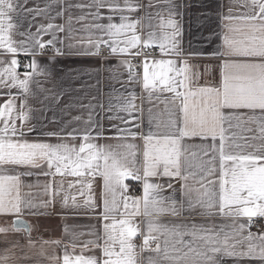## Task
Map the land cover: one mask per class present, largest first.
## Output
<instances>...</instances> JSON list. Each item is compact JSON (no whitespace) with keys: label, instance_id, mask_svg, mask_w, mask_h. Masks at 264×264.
<instances>
[{"label":"snow or ice","instance_id":"snow-or-ice-1","mask_svg":"<svg viewBox=\"0 0 264 264\" xmlns=\"http://www.w3.org/2000/svg\"><path fill=\"white\" fill-rule=\"evenodd\" d=\"M154 3L155 0H148L147 7H153ZM167 3L169 19L166 24L161 22L160 28L171 29V32H163L159 38L150 32L148 38L142 41L141 36L136 34L139 21L124 23L127 18L121 15L122 22L119 24L110 22L106 27L95 25L110 40L101 39L93 45L95 52L84 53L97 55L100 44L104 43L113 55L142 58V87L149 93V99L155 91L174 94L172 103L176 104L175 118L169 113L168 131L161 138L151 132L144 135L132 131L135 119L133 112L136 110L134 96L123 101L122 105H117L120 111L128 114L127 117H108L109 120L118 119L125 125L113 126L115 136H103V131L97 130L99 125L93 127L91 117L83 132L73 129L65 135L49 133V136H56L60 140L79 139L81 142L78 145L28 142L24 130L29 119L23 111L25 105H21L15 117L14 97L0 107V216L19 217L22 205L27 206L20 195L21 176L31 173L5 174L8 167L12 170L40 169L44 175L76 177L81 186V195L85 188L91 191L92 181L97 175L103 180L105 198L102 218L105 223L102 235L86 241L82 249V252L99 249L100 255L85 257L81 254L72 257L65 251L62 264H138L135 244L138 236L143 240L141 252L153 251L157 254L156 259H148V264H220L225 257L232 259L234 264H241L245 260L264 264V233L248 231L244 234L255 223L253 218H264V0H236L229 8L230 13L236 8L239 15H229L226 19L238 23H229L227 34L222 38L224 50L213 53L223 58L220 65L221 83L218 87L193 86L195 74L191 73L187 60L182 57L177 39L180 30L172 19L175 14L173 9L178 5L171 0H167ZM18 7L19 4H14V0H0V49L4 50L0 55L10 54L12 57L8 61L0 60V64L8 65L0 68V88H19L27 93L34 76L44 73L37 72L38 65L32 60L26 65L31 71H25L24 79H19V61L15 56L21 51L26 55L42 54L45 44L30 36L29 39H35V45L41 53L14 46L11 38L15 27L12 13ZM94 7L97 11L93 18L99 20L104 19L99 14L101 8L107 7L111 13H123L135 12L140 6L128 3V0H125L123 7L97 0ZM107 19L111 21L112 16L109 15ZM52 28L53 25L49 24L48 29ZM129 31L131 36L121 39L127 37ZM48 43L52 44V41ZM153 45H158L162 56L180 58L182 66L177 67V61L173 59H152L149 62L150 53L146 50ZM133 49L136 51L133 52ZM55 54L62 53L57 49ZM122 64L128 70L129 82H139V73L134 71L130 59L123 60ZM7 95L11 97L10 92ZM111 108L109 103V110ZM239 110H249L251 113L259 110L261 116L245 117ZM149 114L151 123L155 119L151 109ZM17 120L20 121L19 126ZM252 123H258L259 135L245 136L243 133L253 131L247 127ZM102 138L116 139L119 143L115 146L92 143ZM137 138L144 141L143 160L139 166L136 146L127 143L129 139ZM185 138H199L201 141L210 139L211 144H201L198 151H190L182 143ZM257 140L259 143H254ZM165 178L167 187L173 190V195L169 197L159 195L164 185L155 182ZM129 179L142 183V197L128 195L129 185L125 181ZM174 180L181 182L180 200L174 195ZM72 187H76V184H69V188ZM117 192L120 193L119 201ZM108 193L112 195L111 201L107 198ZM71 199L75 205L76 197L72 196ZM68 200V196L63 198L65 207ZM84 203L95 210V201L91 195ZM121 205L123 211H120ZM185 211H199L203 217L218 214L221 217H232L234 221L245 217L247 223H239L238 227L234 224L232 232L223 229L217 232L211 227L205 228L195 223L190 227L176 225L172 228L159 223L160 216H180ZM116 213L121 217L119 220L116 219ZM141 216L145 218L143 223L146 224V234L141 233L139 225L134 223L135 218ZM109 220L112 222L107 223ZM12 227L15 231L31 232L30 227L19 219L13 221ZM7 231V228L0 227V233ZM161 236L164 237L162 243ZM185 237L190 239L185 240ZM29 243L31 245L30 239ZM72 247L75 249V243ZM51 259L59 260L58 257Z\"/></svg>","mask_w":264,"mask_h":264},{"label":"crops","instance_id":"crops-1","mask_svg":"<svg viewBox=\"0 0 264 264\" xmlns=\"http://www.w3.org/2000/svg\"><path fill=\"white\" fill-rule=\"evenodd\" d=\"M96 2L97 0H14V4H19L17 11L12 13V23L15 27L11 38L14 46L29 48L31 52L41 53L35 45V39H40L45 44L42 54L33 56L21 51L15 56L18 61L22 57H30L31 61L35 60L38 65L37 72L44 73L34 76L27 93L19 88H0V107L10 98H15L14 117L20 112L21 105H25L23 111L29 117L24 128L28 142L78 145L81 142L79 139L60 140L56 136H49V133L65 135L73 129L83 132L88 127L90 117L93 127L99 125L97 130H102L103 136H115L113 126L124 127L125 125L118 119L109 120L108 117H127L128 114L120 111L117 105H122L123 101L133 96L136 105V110L133 112V117H135L133 132L144 135L151 132L157 138H161L168 131L169 113L172 114V118H175L176 104L172 103L174 94L167 91H155L151 93V99H149V93L142 87L143 69L136 71L133 68L139 73L137 77L139 82H129L128 70L122 61L130 59L132 64V57L113 55L111 52L106 57H101L99 54H84L89 51L95 52L93 45L101 39L110 40L95 25L101 24L106 27L110 22L119 24L122 22L121 15L127 18L123 21L124 23L139 21L136 34L141 36L142 41L148 38L150 32H154L157 38L163 32H171V29L160 28L161 22L166 24L169 19L167 0H155L151 8L147 7L148 0H128L130 4L139 5V9L135 12L111 13L107 7L101 8L99 14L104 19L99 20L93 18L97 11L94 7ZM171 2L178 5L173 9L175 14L172 19L175 20L180 30L177 39L182 57L187 60L191 73L195 74L193 86H220V65L223 63V58L214 56L213 53L224 50L222 38L227 34L229 23L233 25L238 23V21L226 19L229 15H239L236 8L231 13L229 12V8L236 3V0H171ZM105 3H116L123 7L125 0H105ZM109 15L112 16L111 21L107 19ZM49 24L53 25L52 29H48ZM61 28L63 31H60ZM131 34L129 31L128 36L121 37V39L128 38ZM30 36L35 39H29ZM49 41H52V44H49ZM103 46L108 47L107 44L101 43L100 48ZM57 49L62 53L61 55L55 54ZM152 49H155L159 56L149 59V62L152 59H173L177 61V67L182 66L180 58L162 56L158 45H153ZM3 51L0 49V53ZM11 58L10 54L0 55V60L8 61ZM7 66V64H0V68ZM17 72L20 74L19 79H24L25 71L19 65ZM179 90L183 91V89ZM9 92L11 97L7 95ZM109 103L112 105L111 110H109ZM149 109L155 118L151 123H149ZM239 111L245 117L254 115L260 118L261 116L259 110L255 113L249 110ZM16 123L19 126L20 121L17 120ZM247 127H251L253 131L243 133L245 136L259 135L258 123H252ZM29 129L34 130L29 131ZM92 143L98 146H115L119 141L102 138L93 140ZM127 143L136 146V159L139 166L143 160L144 141L137 138L129 139ZM182 143L190 151H198V146L201 144L208 146L211 140L185 138ZM254 143H259V140ZM247 150L252 151L253 149ZM54 171L53 168L52 172ZM21 172L31 173L21 176L20 195L27 206L22 205V214L19 217L0 216V227L8 229L7 233H0V264H62L65 251L72 257L81 254L85 257L99 256V249L83 252L82 249L86 241L95 240L97 235H102L105 223L102 218L105 198L102 178L97 175L92 181L91 191L85 188L84 194L81 195V186L77 183L78 178L70 175L64 177L44 175L40 169L12 170L11 167L7 168L5 174L19 175ZM135 182L137 181L133 179L125 181L129 186ZM155 182L164 185L159 193L160 196L173 195V190L167 187V178L158 179ZM172 183L176 189L175 198L180 200L181 182L174 180ZM69 184H76V187L69 188ZM57 191H59L58 195ZM89 195L95 201V210L85 206L84 202ZM128 195L142 197V183H140L138 192H132L129 189ZM65 196L69 197L66 207L63 205ZM72 196L76 197L75 205L72 202ZM107 198L111 201V193L107 194ZM119 199L120 193L117 192V200ZM120 211H123L122 205ZM115 215L117 220L121 218L119 213ZM17 219L30 227V234L23 230L15 231L12 223ZM144 219L142 216L136 217L134 223L139 225L141 233L146 234ZM158 220L162 226L168 228L176 225L190 227L195 223L205 228L211 227L217 232L221 229L225 232H232L234 224L238 227L239 223H247L245 217L237 218L235 221L232 217H221L218 214L203 217L199 211H185L180 216L163 215ZM111 222V220L107 221V223ZM248 231L250 230L246 229L244 234L246 235ZM163 239L164 237L161 236V243ZM189 239L190 237H185V240ZM44 241L49 243L45 244ZM53 241L60 243L55 244L52 243ZM73 243L76 245L75 249L72 247ZM142 243V237L138 236L135 239L138 264H148V259H156L157 254L153 251L141 252ZM152 247L154 248L155 244ZM51 257H58L59 260H52ZM220 264H234V261L225 257L221 259ZM241 264H259V262L245 260Z\"/></svg>","mask_w":264,"mask_h":264},{"label":"built area","instance_id":"built-area-1","mask_svg":"<svg viewBox=\"0 0 264 264\" xmlns=\"http://www.w3.org/2000/svg\"><path fill=\"white\" fill-rule=\"evenodd\" d=\"M146 51H148L150 53L149 59L156 58L159 56L155 49L151 48V49H147ZM109 55H110V48L109 47L103 46L99 49V56L106 57ZM141 61H142L141 57L133 58L132 65L136 71L142 70ZM30 62H31L30 57H22V58H20L19 66L22 70L29 71L30 69L27 68L26 65H28ZM129 189L132 192H138L140 190V183H138V182L132 183L129 186ZM254 221H255V223L253 224V226L249 230L255 234L264 233V219H254Z\"/></svg>","mask_w":264,"mask_h":264}]
</instances>
